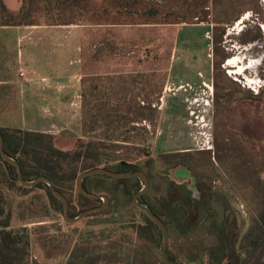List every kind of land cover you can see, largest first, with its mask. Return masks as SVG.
I'll return each mask as SVG.
<instances>
[{"label":"rangeland","instance_id":"1","mask_svg":"<svg viewBox=\"0 0 264 264\" xmlns=\"http://www.w3.org/2000/svg\"><path fill=\"white\" fill-rule=\"evenodd\" d=\"M9 16L24 22L13 26L25 27L0 30V44L8 51L6 57L0 51L1 76L16 84L36 77L35 68L18 65L15 58L25 57V45L41 37L45 44L96 43L106 55L102 106L96 107L97 101L75 116L53 115L56 148L70 149L63 134L74 118L85 119L101 136L82 139L101 140L99 150L94 146L86 153L97 149L140 167L148 178L145 199L153 206L184 187L194 195L197 188L210 191L216 197L212 209L225 200L238 217L241 237L250 231L264 201V0H0V24ZM50 26L62 32L38 29ZM80 79L83 93L77 99L86 105L83 95L93 82ZM1 116L0 124L16 125L25 114ZM18 185L0 163L7 229L28 240V246L21 244V263L13 264H66L80 253L97 257L95 264H128L133 254L146 264L162 263L155 230L115 179H89L92 193L108 197L109 212L75 223L51 208L44 189ZM59 187L78 204L75 178ZM167 226L172 258L208 264L204 252L212 236L199 228L182 232L172 222ZM262 238L256 232L249 237L245 264H264ZM1 244L0 237V252Z\"/></svg>","mask_w":264,"mask_h":264},{"label":"trees","instance_id":"2","mask_svg":"<svg viewBox=\"0 0 264 264\" xmlns=\"http://www.w3.org/2000/svg\"><path fill=\"white\" fill-rule=\"evenodd\" d=\"M152 11L157 12L156 9ZM10 16L5 17L4 23L0 25L13 26L24 23L21 19L15 22ZM0 130L4 141V150L10 157L18 161L23 178L25 180H33L40 175H45L52 181L54 187L65 197L66 194L62 188L59 187V182L72 183L74 178H76L81 171L93 167H103L112 171L127 172L141 170L140 167L134 165L129 160H126L128 164L121 165L120 161H123L122 159H112L105 154L98 153L97 151L101 147L98 142L101 140L84 143L82 139H76L70 149L61 150L53 145V136L49 133L2 127H0ZM94 146L98 147L96 152H94V150L86 153L90 147L94 148ZM87 159L91 161L87 163ZM79 162L82 163L81 167L77 165ZM0 163L3 168L9 172V178L17 182L14 166L3 161L1 158ZM63 164H66V167ZM94 176L96 178H111L106 175ZM92 177L93 176H87L82 180L83 188L89 192L91 191L89 190L88 182ZM115 180L123 184L126 192L131 195L135 194L142 187L140 186L142 181L136 177ZM18 187L22 189L28 188L21 185H18ZM34 187L44 189L51 208L56 212L62 213V206L59 199L50 192L45 183H38ZM197 190V195H194L190 188L187 189L184 187L183 193L173 190L170 199H163L157 206H153L150 202L146 201V191L137 198V201L149 207L166 226L172 222L182 232L199 228L200 232L202 231L212 236L213 242L204 252L208 264H245L243 259L244 247L251 234L256 232L260 237L263 235V240L261 239L260 242H263L264 245V201L262 202V206L257 213L250 231L241 237V231L238 229V217L229 207L230 204L223 200L219 202V206L212 209V203L214 204L216 200L213 193L210 191L204 192L198 188ZM161 196L165 198V196ZM67 200L70 217H75L81 211L98 206L102 202L101 199L86 198L78 192V206L72 205L68 198ZM175 204H178L179 207L182 208V212L177 210ZM108 212L109 210L105 209L87 216H97L107 214ZM144 216L145 222L151 225L155 230V238L160 244L161 234L159 229L145 213ZM7 228H9V215L4 212V208L0 204V237L3 242V244H1L2 252H0V264L21 263L22 255H19V253L23 251L21 250V244L25 243V245L28 246V240L25 239V241L22 242V240L17 237L16 231ZM22 230H25V228L22 227ZM194 230L192 233L195 232ZM262 251H264V247ZM166 252L170 260L178 261L172 258L168 250ZM86 254L87 253L72 254L69 256L70 258L66 264H89V261L91 264H95L97 257H88ZM127 262L128 264H138L139 262V264H146L143 257H138L136 254L128 256ZM161 264L164 263L162 262Z\"/></svg>","mask_w":264,"mask_h":264},{"label":"crops","instance_id":"3","mask_svg":"<svg viewBox=\"0 0 264 264\" xmlns=\"http://www.w3.org/2000/svg\"><path fill=\"white\" fill-rule=\"evenodd\" d=\"M21 28L20 26H0L2 32L9 30L17 32ZM24 28H22L23 31ZM38 29L44 31L45 34L49 32L58 35L62 32L59 26L39 27ZM42 39L44 40L45 37L40 38V40ZM39 41L26 44L24 47L27 52L25 57L20 54V60L18 56L15 58L18 65L30 66L37 70V75L32 80L16 84L12 79L1 76L3 69L0 67L1 118L10 113L25 114L24 118H20L16 125L2 123L0 127L49 133L55 138L58 131L51 130L56 128L53 115L64 114L68 111L75 116L84 112L85 108L87 111L95 108L97 101L98 106L96 107L102 106L100 98L104 89L101 90V88H105L107 82L104 78L106 73L103 68L106 65V55L101 53V45L96 43H88L84 46L69 41L57 40L51 41L50 44ZM6 50L7 46L0 44V51ZM7 52L3 54L4 57L7 56ZM142 60L151 61L148 58L140 59V61ZM94 67L97 69L93 70ZM120 71L123 70L120 69ZM81 76H88L89 84L93 82L89 86L91 89L87 95H83L88 99L86 105L77 99L81 98V91H78ZM91 77H93L92 80ZM42 111L46 114L44 115L46 118L41 117ZM28 114L35 115L34 120L30 119ZM90 125L91 123L88 124L85 119L80 122L79 119L74 118L72 125L67 129L68 132L64 133L63 137L71 146L76 139L101 138V136L94 135L96 128Z\"/></svg>","mask_w":264,"mask_h":264},{"label":"water","instance_id":"4","mask_svg":"<svg viewBox=\"0 0 264 264\" xmlns=\"http://www.w3.org/2000/svg\"><path fill=\"white\" fill-rule=\"evenodd\" d=\"M4 141L2 137V133L0 130V158L12 164L15 168V174H16V180L17 182L24 187H34L38 183H45L50 192L53 193L60 201L61 206H62V215L64 218V221L67 223H75L81 220L82 218L86 217L89 214L95 213V212H100L103 211L107 208L108 206V197L104 194H94L91 193L87 190H85L82 186V180L87 177V176H94V175H106L111 178L115 179H124V178H129V177H136L140 179L143 183L141 189L137 191L135 194L132 196V203L140 209L142 212H144L149 219L157 226V228L160 231L161 234V249H160V257L161 260L164 264H184L183 262L180 261H174L170 260L167 256V244H168V229L166 224L146 205L139 203L137 201V198L143 194L147 188H148V178L146 174L142 170H138L135 172H127V171H112L109 169H105L103 167H93L84 171H81L75 178V188L79 194L86 198L90 199H101L102 202L100 205L85 209L81 211L77 216L75 217H70L69 216V204L67 198L60 192L58 191L52 181L45 175H40L33 180H25L22 176L21 172V167L18 163V161L12 157H10L4 150ZM121 165L128 164L126 161H120Z\"/></svg>","mask_w":264,"mask_h":264},{"label":"built area","instance_id":"5","mask_svg":"<svg viewBox=\"0 0 264 264\" xmlns=\"http://www.w3.org/2000/svg\"><path fill=\"white\" fill-rule=\"evenodd\" d=\"M21 74H23V73H21Z\"/></svg>","mask_w":264,"mask_h":264},{"label":"flooded vegetation","instance_id":"6","mask_svg":"<svg viewBox=\"0 0 264 264\" xmlns=\"http://www.w3.org/2000/svg\"><path fill=\"white\" fill-rule=\"evenodd\" d=\"M144 172V171H143Z\"/></svg>","mask_w":264,"mask_h":264}]
</instances>
